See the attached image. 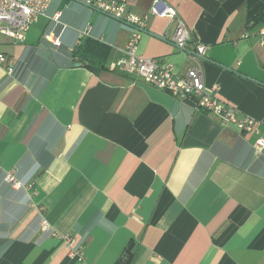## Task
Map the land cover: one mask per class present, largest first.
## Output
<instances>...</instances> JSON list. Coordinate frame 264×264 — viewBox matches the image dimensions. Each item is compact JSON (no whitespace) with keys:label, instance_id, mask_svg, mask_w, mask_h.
<instances>
[{"label":"crops","instance_id":"obj_1","mask_svg":"<svg viewBox=\"0 0 264 264\" xmlns=\"http://www.w3.org/2000/svg\"><path fill=\"white\" fill-rule=\"evenodd\" d=\"M157 3L177 9L205 58L172 44L177 21ZM129 12L149 16L141 55L200 70L264 123V0H130ZM131 35L73 0H53L25 41L0 33V264H81L66 235L90 264H117L128 247L129 264H264V124L241 133L117 70ZM88 38L108 48L94 68L73 54Z\"/></svg>","mask_w":264,"mask_h":264},{"label":"built area","instance_id":"obj_2","mask_svg":"<svg viewBox=\"0 0 264 264\" xmlns=\"http://www.w3.org/2000/svg\"><path fill=\"white\" fill-rule=\"evenodd\" d=\"M53 0H0V33L12 39L25 41L27 33L42 17H45L47 10ZM81 3L95 11L113 17L132 29V35L127 48L124 50L123 58L115 63V67L120 72L127 75H134L144 79L147 83L157 89L165 91L173 97L190 100L194 103L198 111L217 116L224 125H232L244 134H260L259 125L264 124L251 116H239L238 108L221 98L220 86H208L202 72L198 69H190L185 74L175 73L171 64H161L158 59L146 58L138 51L142 36L148 32V15L138 17L129 12L130 0H73ZM153 14L168 18L170 21H177V30L170 39L172 44L181 51H189L196 58H205L207 47L203 44H196L194 50H190L191 43L190 30L178 11L172 7L161 9L158 3L153 9ZM59 15H55L53 20L58 21ZM84 36H88L85 32ZM245 33L243 37H247ZM259 44L264 47V28L257 33ZM166 39L165 35H161ZM45 39L53 44L60 41L52 33L45 35ZM168 39V38H167ZM81 42H79L80 44ZM5 56L0 55V64L6 63ZM10 74L14 72L9 68ZM255 150L259 153L264 150V137L260 136L255 143ZM1 173V169H0ZM5 182L13 187L23 186L13 172H8L4 176ZM42 212V208H40ZM42 227L47 229L50 225L46 218L41 221ZM69 255L81 264H90L87 261L85 252L77 245L74 237L66 235L63 237Z\"/></svg>","mask_w":264,"mask_h":264},{"label":"trees","instance_id":"obj_3","mask_svg":"<svg viewBox=\"0 0 264 264\" xmlns=\"http://www.w3.org/2000/svg\"><path fill=\"white\" fill-rule=\"evenodd\" d=\"M91 44V45H90ZM93 45L100 46L96 49H94ZM108 52V48L104 46L103 44L94 41L92 39H86L84 43H80L74 50L73 54L74 57L79 61L84 63L85 65L89 66L90 68H94L93 66V61H94V56L95 55H100V56H106Z\"/></svg>","mask_w":264,"mask_h":264},{"label":"water","instance_id":"obj_4","mask_svg":"<svg viewBox=\"0 0 264 264\" xmlns=\"http://www.w3.org/2000/svg\"><path fill=\"white\" fill-rule=\"evenodd\" d=\"M131 259H132L131 247H128L127 250L125 251V254L117 264H129Z\"/></svg>","mask_w":264,"mask_h":264}]
</instances>
